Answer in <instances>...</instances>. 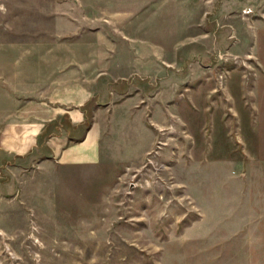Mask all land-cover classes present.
<instances>
[{"label":"rangeland","instance_id":"rangeland-1","mask_svg":"<svg viewBox=\"0 0 264 264\" xmlns=\"http://www.w3.org/2000/svg\"><path fill=\"white\" fill-rule=\"evenodd\" d=\"M49 68H92L102 161L1 167L0 264H264V0H0V113Z\"/></svg>","mask_w":264,"mask_h":264},{"label":"crops","instance_id":"crops-1","mask_svg":"<svg viewBox=\"0 0 264 264\" xmlns=\"http://www.w3.org/2000/svg\"><path fill=\"white\" fill-rule=\"evenodd\" d=\"M91 69L49 68L44 81L32 75L17 78L15 94L0 113V161H4L0 169L6 168L10 178L16 180L35 166L85 168L102 161L105 125L99 117L105 107L97 100L96 80L88 74ZM150 69L149 73V68H130V73L112 78L120 79V90L126 89L125 107L142 101L135 86L144 77L151 82L159 78L158 68L155 75Z\"/></svg>","mask_w":264,"mask_h":264}]
</instances>
